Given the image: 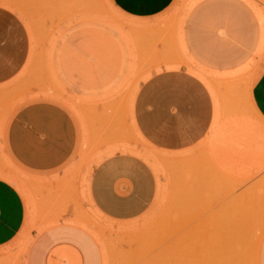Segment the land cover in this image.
Wrapping results in <instances>:
<instances>
[{"label": "rangeland", "instance_id": "obj_1", "mask_svg": "<svg viewBox=\"0 0 264 264\" xmlns=\"http://www.w3.org/2000/svg\"><path fill=\"white\" fill-rule=\"evenodd\" d=\"M0 7L21 20L29 43L22 71L0 85V178L31 197L29 233L0 249V264H26L31 233L61 225L94 232L101 264H262L264 218L249 215L264 214V118L252 98L264 72L262 62L253 80L264 54V0H176L147 19L113 0ZM179 69L208 87L215 119L195 147L162 153L135 127L134 101L154 74ZM38 101L64 106L90 137L86 152L48 176L23 168L7 146L14 114ZM117 151L150 164L158 180L149 212L128 224L101 218L88 195L93 166ZM78 261L72 251L53 258Z\"/></svg>", "mask_w": 264, "mask_h": 264}, {"label": "crops", "instance_id": "obj_2", "mask_svg": "<svg viewBox=\"0 0 264 264\" xmlns=\"http://www.w3.org/2000/svg\"><path fill=\"white\" fill-rule=\"evenodd\" d=\"M175 1L113 0L120 10L141 19L163 14ZM28 53L24 24L15 14L0 7V85L22 71ZM216 53L215 57L219 58L218 46ZM262 62L264 54L255 68L253 80L261 74ZM252 98L264 118V72L253 86ZM214 119L211 92L199 78L184 69L154 74L139 87L133 106V122L138 132L162 153L183 152L195 147L208 136ZM89 141L90 137L81 129L76 117L64 106L51 101L21 107L7 128L10 154L23 168L41 176L61 171L75 156L88 150ZM107 151L109 149L103 154ZM87 187L101 218L115 224H128L143 219L149 212L157 197L158 180L150 164L117 151L93 166ZM30 207L31 197L25 188L22 191L0 178V249L29 233ZM73 214L72 211L71 217ZM249 218H264V214L249 215ZM92 234L95 233L66 225L32 232L26 264H53L55 255L64 251L77 253L78 264H101V247ZM259 250L264 264V238Z\"/></svg>", "mask_w": 264, "mask_h": 264}, {"label": "bare ground", "instance_id": "obj_3", "mask_svg": "<svg viewBox=\"0 0 264 264\" xmlns=\"http://www.w3.org/2000/svg\"><path fill=\"white\" fill-rule=\"evenodd\" d=\"M238 219V218H237ZM252 226V225H251ZM120 229V228H119ZM42 230V229H41ZM120 233V232H119ZM264 235V234H263ZM261 239V238H260ZM230 243V242H229ZM227 248V247H226ZM104 249V248H103ZM104 251V250H103ZM257 251V250H256ZM258 252V251H257ZM222 255V254H221Z\"/></svg>", "mask_w": 264, "mask_h": 264}]
</instances>
